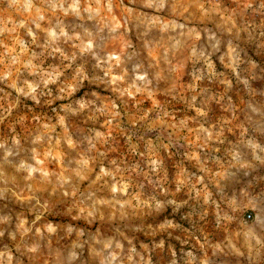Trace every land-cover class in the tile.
<instances>
[{"label": "clouds", "instance_id": "9594fccd", "mask_svg": "<svg viewBox=\"0 0 264 264\" xmlns=\"http://www.w3.org/2000/svg\"><path fill=\"white\" fill-rule=\"evenodd\" d=\"M0 264H264V0H0Z\"/></svg>", "mask_w": 264, "mask_h": 264}]
</instances>
